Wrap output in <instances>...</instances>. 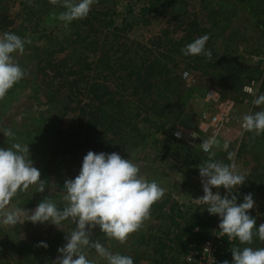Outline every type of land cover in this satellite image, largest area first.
<instances>
[{
    "label": "rangeland",
    "instance_id": "1",
    "mask_svg": "<svg viewBox=\"0 0 264 264\" xmlns=\"http://www.w3.org/2000/svg\"><path fill=\"white\" fill-rule=\"evenodd\" d=\"M142 1L99 0L86 18L67 26L58 19L60 12L65 11L60 3L32 0L30 6L28 0L5 1V9L0 11V36L5 32L17 34L25 30L24 35H17L27 37L31 43L25 44L23 55L14 54L17 63L26 70V77L0 100V148L7 149L17 142L29 145V158L41 172L46 187L43 193L37 192L35 186L18 192L10 207L34 210L46 198L53 199L60 208L65 206V181L79 175L83 158L92 150L80 148L65 156L53 154V146L57 143L55 130L70 129L77 124V117L84 115L82 111L89 103L88 85L93 81L105 83L119 96L126 94L120 86L123 85L121 81L95 66L100 58L107 57L116 65L120 57L133 58L135 54L145 57L148 51L154 54L150 43L156 37H162L164 42L182 41V49L207 34L210 39L206 50L212 51L214 61L222 58L225 61L220 62L215 76H210L193 69L197 56L183 54L175 59L176 71L183 83L180 106L175 109L183 112L166 134L176 129L194 130L204 111L202 99L207 91L213 90L235 102L230 131L220 135V146H214L209 155L187 147L181 151L174 147L171 152L164 153L150 146L131 153L122 148L115 153L131 159L140 167L141 175L149 181L155 179L166 189L158 202L165 203L166 211H171L176 221H179L178 212L186 216L197 213L207 221L206 239L220 229L221 218L209 214L206 205L194 201L204 195L199 166L210 158L234 162L240 173H246L245 183L234 190L237 204L252 194L255 206L249 215L256 220L258 228L264 224V134L257 136L244 130L242 117L264 110V105L253 104L255 98L264 94V0H244L243 4L235 0H179L173 11L163 9L160 15H148L146 20L137 22L134 13L143 5ZM86 19L90 24H83ZM134 21L137 24L134 25ZM75 31L86 35L87 40L74 44ZM225 66L230 67L232 74L240 71V78L249 77L244 84L255 81L253 95L245 97L242 92L234 91V78L218 76L219 70L228 71ZM184 72L189 74L187 79L182 78ZM117 73L121 72L117 70ZM6 130L13 132L14 139L4 135ZM225 141L229 143L228 151L236 153L234 161L227 159L228 153L223 149ZM212 191L214 194L219 191L222 197L227 194L222 187ZM172 226L166 215L150 216L138 230L148 238L145 246H138L131 237L123 244L109 240L99 227L91 230V239L98 240L113 253L132 257L134 264H154L152 239L159 230H170ZM75 228L71 219L58 226L50 221L37 224L27 221L15 227L0 223V264H54L60 256L58 249L66 245L67 235ZM41 242L48 247H39ZM200 244L192 242L191 245ZM244 247L264 248V241L254 236L250 245L241 244V249ZM84 251L88 259L107 264L94 248ZM186 255H177L164 264H186ZM232 262L233 259L229 264Z\"/></svg>",
    "mask_w": 264,
    "mask_h": 264
},
{
    "label": "clouds",
    "instance_id": "2",
    "mask_svg": "<svg viewBox=\"0 0 264 264\" xmlns=\"http://www.w3.org/2000/svg\"><path fill=\"white\" fill-rule=\"evenodd\" d=\"M30 6L32 0H28ZM53 4L60 3L65 11L60 12L58 19L65 26L73 21L86 18L94 4L99 0H51ZM209 35L196 38L181 49L185 56L204 55L212 59V51L206 50ZM27 37L5 32L0 36V100L27 72L14 58V54L23 55L25 44H30ZM184 78L189 74L185 72ZM256 106L264 105V94L253 100ZM242 128L259 136L264 134V110L245 114L242 117ZM7 138H13L11 130L3 132ZM177 136L180 133L176 134ZM195 137L197 133L193 132ZM219 147V140L213 135L203 140L200 148L208 153L214 147ZM223 149L228 153L227 159L234 161L236 153L228 151L229 143L225 141ZM29 145L13 143L7 149L0 148V223L4 226L23 225L30 221L33 224L51 222L58 226L63 221L71 219L76 228L67 235V243L58 249L60 256L54 264H97L96 260L87 258L86 248H94L98 256L107 264H134L132 257L113 253L98 240L91 239V230L99 227L109 240L126 243L131 235L143 227L150 218L151 209L160 201L166 192L155 179L149 181L141 175L140 167L131 159L122 158L118 153H95L89 151L83 158L80 173L76 178L68 179L64 184L63 208L46 198L34 210L20 207H10L18 192L26 191L35 186L37 192L45 191V182L41 180V172L29 158ZM202 177L204 195L194 201L207 206L211 215L221 218L220 233L229 241L238 239L241 244H251L254 236L264 241V224L258 228L256 220L249 215L255 201L252 194L244 197V202L237 204L234 190L246 181V173L238 171L234 162L225 163L209 159L199 166ZM224 188L227 194H215L212 189ZM39 247L47 248L41 242ZM209 251L206 247L204 252ZM232 264H264V248L232 247ZM191 259V257H189ZM215 264V262H214ZM222 264H229L224 260Z\"/></svg>",
    "mask_w": 264,
    "mask_h": 264
},
{
    "label": "trees",
    "instance_id": "3",
    "mask_svg": "<svg viewBox=\"0 0 264 264\" xmlns=\"http://www.w3.org/2000/svg\"><path fill=\"white\" fill-rule=\"evenodd\" d=\"M5 1L0 0V11L5 9ZM235 1L239 4L245 3L244 0ZM142 3L143 5L134 13L137 22L146 20L148 15H160L163 9L173 11L180 2L179 0H143ZM82 22L90 24L87 19ZM137 22L134 21V25ZM17 34L22 36L25 30ZM74 34L76 36L74 44L87 40L86 35L78 31ZM182 43V41L172 40L164 42L162 37H156L150 43V46L155 49L154 54L152 51H148L149 54L146 51L148 56L145 57H138L137 54L133 58L120 57L116 65L107 57L100 58L95 66L121 81L123 85L120 86L126 94L117 95L115 90L113 91L99 80L90 83L87 91L89 103L82 111L84 115L80 114L77 117V124L70 129L55 130L57 143L53 146V154L65 156L80 148H90L92 151L108 154L120 151L122 148L126 153H131L132 150L145 146L158 147L164 153L171 152L174 147L178 151L186 147L191 148L181 142L157 138L160 134L170 131L172 129L170 125L175 124L177 116L183 112L181 109H175L180 106L183 83L176 71L178 65L174 64L177 57H183L180 47ZM224 61L223 58L214 61L213 58L209 60L206 56L199 55L195 59L196 64L193 69L215 76L217 67ZM225 68L228 71L219 70L218 76L226 79L234 78V91L242 92L243 81L249 77L240 78V71L232 74L230 67L225 66ZM117 70L121 73H117ZM160 99L161 104L158 105ZM170 212L166 211L164 202H157L151 209L150 216L161 218L166 215L173 225L170 230H159L156 237L152 239L154 240V264H164L177 255H186L191 251L192 242L199 244L207 237L208 222L201 219L197 213L186 216L178 212L179 221H176ZM130 237L135 239L138 246H145L148 242L147 236L139 231ZM234 247L241 248L238 239H235ZM232 259V253H225L222 258L229 262Z\"/></svg>",
    "mask_w": 264,
    "mask_h": 264
},
{
    "label": "built area",
    "instance_id": "4",
    "mask_svg": "<svg viewBox=\"0 0 264 264\" xmlns=\"http://www.w3.org/2000/svg\"><path fill=\"white\" fill-rule=\"evenodd\" d=\"M264 52V43L262 44ZM185 73V72H184ZM183 73V74H184ZM182 74V78H184ZM189 77V76H188ZM255 81L250 80L242 87V93L245 97H250L254 93ZM204 103V111L199 115L196 128L194 130L176 129L169 135L166 133L160 134V139L167 138L171 142H181L191 148L198 149L202 154L209 155L212 152L205 153L200 144L204 139L215 136L217 139L222 133L230 131L229 124L233 119L235 111V102L222 96L220 93L209 90L202 99ZM197 133L193 136L192 133ZM180 133L179 136L176 134ZM235 239L229 241L226 236L220 233V229L208 239H205L199 246L190 245V252L185 257L186 264H221V260L225 253H232L231 248L234 247ZM209 251L204 252L205 248ZM191 257V259H189Z\"/></svg>",
    "mask_w": 264,
    "mask_h": 264
}]
</instances>
